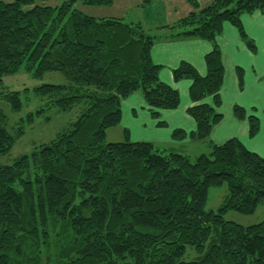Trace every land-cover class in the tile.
<instances>
[{"label": "trees", "instance_id": "trees-1", "mask_svg": "<svg viewBox=\"0 0 264 264\" xmlns=\"http://www.w3.org/2000/svg\"><path fill=\"white\" fill-rule=\"evenodd\" d=\"M46 1L0 0V83L22 68L37 77L60 71L68 84L35 91L48 97V107L84 108L56 138L0 165V264H264V219L248 226L225 219L229 210L251 214L264 203V157L237 137L196 157L128 137L108 142L130 94L141 92L155 118L160 109L180 104L179 91L161 81V66L152 60L157 35L140 23L76 7L111 6L114 0ZM189 2L194 10L188 16L162 28L169 37L214 43L205 56L206 76L188 62L174 70L176 81L193 80L190 94L199 103L188 109L197 123L190 136L204 140L223 117L216 110L225 74L216 37L229 21L254 49L241 15L264 11V0H214L205 7ZM208 96L213 104L203 102ZM7 97L14 110L22 108L19 92ZM45 108L21 118L15 134L0 110V154ZM234 113L248 118L250 137L259 133L258 116L240 105ZM225 183L226 202L218 211L207 209L209 189ZM189 245L198 258L181 260Z\"/></svg>", "mask_w": 264, "mask_h": 264}, {"label": "crops", "instance_id": "crops-1", "mask_svg": "<svg viewBox=\"0 0 264 264\" xmlns=\"http://www.w3.org/2000/svg\"><path fill=\"white\" fill-rule=\"evenodd\" d=\"M12 1V0H4ZM64 0H48V4H58ZM214 0H198L201 7ZM84 13L102 18H121L129 23H140L147 33L156 32L157 39L151 49L152 60L161 66V81L177 89L180 104L174 109H160V117L152 115L141 92H134L122 100L121 126L126 138L131 141L152 142L168 151L181 152L191 157L208 153L213 144H222L230 138H239L250 150L264 153V11L256 10L244 13L241 20L248 38L253 40L252 49L239 29L229 21L224 22L216 42L221 48L225 68L224 80L219 91L221 105L216 110L223 115L208 138L196 140L190 133L197 128L196 120L188 109L199 102L193 100L190 88L192 79L176 81L174 70L182 62L195 67L201 76L207 75L205 56L213 50L214 43L192 36L169 37L162 27L172 25L188 16L194 10L189 0H114L111 6H87L77 4ZM203 102L213 104V96ZM245 108L247 115H256L260 120V131L255 137L249 136L248 118L240 119L234 113V107ZM260 107V108H259ZM159 121L166 124L159 126ZM118 126V125H117ZM176 130L186 132L184 138L174 136Z\"/></svg>", "mask_w": 264, "mask_h": 264}, {"label": "rangeland", "instance_id": "rangeland-1", "mask_svg": "<svg viewBox=\"0 0 264 264\" xmlns=\"http://www.w3.org/2000/svg\"><path fill=\"white\" fill-rule=\"evenodd\" d=\"M47 1L46 4H48ZM61 3L48 5L56 6ZM78 3L81 2H77V4ZM77 4L76 7L79 9ZM128 20L130 21L131 17L130 19H127V21ZM151 33L155 34L156 32L154 31ZM68 83V78L60 71H48L44 73L43 76L37 77L31 72H28L25 68H22L17 73L4 76L3 81L0 83V110L7 117L6 124L11 133L15 134L17 123L21 118L26 117L28 113L35 112L42 106L46 107V110L41 116H37L33 123L26 125L25 133L17 139L15 145L8 153L0 154V165L12 164L20 156L30 154L35 148L51 141L56 138L60 132L68 129L71 123L80 116L84 104L76 105L71 110L61 111L55 107H48V97L41 96L35 91L37 87L44 84ZM11 92H19L21 96L23 106L18 111L13 109L9 98L7 97V94ZM125 140V130L122 128L121 124L108 130V142ZM261 156L264 157V153H262ZM228 195L229 190L226 183L219 186H212L209 189L206 208L218 211L221 205L226 202ZM225 219L245 226L257 224L264 219V203H261L257 210L251 214L229 210L225 213ZM198 256L199 254L197 251L189 245L181 260H193L198 258Z\"/></svg>", "mask_w": 264, "mask_h": 264}]
</instances>
